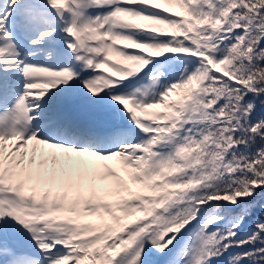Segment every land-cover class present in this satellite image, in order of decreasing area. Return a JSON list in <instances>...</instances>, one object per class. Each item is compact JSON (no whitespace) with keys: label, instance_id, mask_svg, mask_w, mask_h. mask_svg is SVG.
Returning <instances> with one entry per match:
<instances>
[{"label":"snow or ice","instance_id":"1","mask_svg":"<svg viewBox=\"0 0 264 264\" xmlns=\"http://www.w3.org/2000/svg\"><path fill=\"white\" fill-rule=\"evenodd\" d=\"M0 264H264V0H0Z\"/></svg>","mask_w":264,"mask_h":264}]
</instances>
